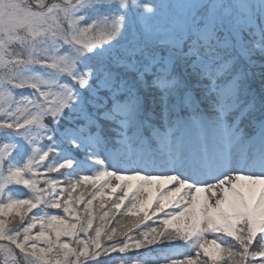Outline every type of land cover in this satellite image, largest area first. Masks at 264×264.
I'll return each mask as SVG.
<instances>
[{
    "label": "trees",
    "instance_id": "obj_1",
    "mask_svg": "<svg viewBox=\"0 0 264 264\" xmlns=\"http://www.w3.org/2000/svg\"><path fill=\"white\" fill-rule=\"evenodd\" d=\"M12 2L9 9L25 18L40 15L26 18L35 27L50 9L58 14L82 6V0ZM116 2L114 8L92 0L97 8L82 6L76 18L59 16L58 29L38 37V48L28 25L0 27L2 36L11 31L18 36L4 35L0 46V86L7 94H0V246L10 256L0 255V264H264V244H252L256 229L246 220L220 234L219 256L205 252L196 261L174 259L172 254L183 250V232L166 227L161 218L132 215L133 199L122 201L120 192H111L103 171L86 178L79 168L86 162L88 139L105 141L108 135L114 141L123 134L114 111L135 114L146 98L149 118L163 127L175 95L186 89L182 70L206 108L219 97L212 90L216 76L221 88L240 68L247 73L237 76L241 97L253 98L264 87V12L254 8L256 24L249 25L235 11L209 38L196 41L187 35L193 27L156 33L154 25L168 22L143 26L141 9L128 0ZM145 4L155 9L157 2ZM51 36L58 38L56 59L40 45ZM68 55L71 60L63 61ZM31 65L52 74L54 83L30 78ZM14 69L26 74L13 75ZM173 82L169 91L162 88Z\"/></svg>",
    "mask_w": 264,
    "mask_h": 264
},
{
    "label": "rangeland",
    "instance_id": "obj_2",
    "mask_svg": "<svg viewBox=\"0 0 264 264\" xmlns=\"http://www.w3.org/2000/svg\"><path fill=\"white\" fill-rule=\"evenodd\" d=\"M12 1L0 0V27L11 25L16 29L20 26L28 25L30 29V34L28 35L33 38L36 48L39 46V39L42 40L44 38L45 31L58 29L57 27L61 20L58 18L59 16L70 13L73 18H76V16L83 13L82 6H89L92 9L97 8L92 3V0H82L80 2L82 3L81 8L76 4L71 5L64 11H58V14L52 12L53 9H50L48 13L52 12V14L45 13L41 20L38 18L40 21L35 27L27 19L40 15L34 12L28 13L26 19L21 12L9 9V7H12L9 6L13 3ZM99 1V6L119 7L116 0ZM128 1L141 9L139 10V18L143 26H147L150 21L156 20L160 25L161 20L167 21L168 27H165L166 24L161 27L154 25L156 33L165 28L172 33L181 28L193 27L192 33L197 34V41L199 39L204 41L207 37L209 38L210 32L215 30L218 24L221 25L225 21L224 17L231 16L235 11L242 12L246 18L245 22L248 23L252 22L254 8L262 9V12H264V0H156L155 9L145 4L147 0ZM234 4H238L237 10L236 8L233 9ZM236 16L240 18V15L236 14ZM19 18L22 21L18 20ZM197 28L200 30L199 32L195 30ZM37 33H40V35H36ZM4 35L10 38L18 37L15 31L6 32ZM4 35L0 34V46L6 42ZM56 40H58L57 37L51 36L47 37L44 42L40 41L41 47L42 45L45 47L42 49L47 51V57L50 59L58 57H53L56 55ZM34 43L29 48L31 58L35 54ZM71 57L68 55V58L63 59V61ZM13 62L14 60L10 63ZM29 69L28 76L30 78L42 80V83H54L55 78L52 74L35 69L32 65ZM23 74L25 75L26 72H18L15 69L13 71V75ZM0 94L3 96L7 95L1 86ZM233 94V103L231 106L223 108L222 115L227 116L234 111L237 97L235 93ZM223 126L225 127L220 126V129L227 128L230 125L226 124ZM219 137L223 140L219 144L226 149L216 161H213L214 165L208 170L201 168L202 179H197L200 177L196 175H189L182 167L183 165L185 166V159L181 157V153L179 156H175L174 151H170V157H167V154L161 156L163 162L159 163V166L162 165L163 168L154 164V169L150 170L148 166L150 162L148 160L138 162L134 158L126 167L122 165L120 167L117 166L118 163L114 160L112 153L103 152L100 145H97L96 149H94V157L97 158L98 162L105 168L108 165L110 170L116 171L115 173H111V191L120 190L122 200H125L130 195L135 199L132 214L135 216L141 214L146 216L154 209H157V211L169 209L173 216L171 222L168 223L171 229L193 233L195 228L198 227L196 231L199 238L194 237L191 240L193 247L191 250L192 261H196L200 253L207 252L217 256H219L220 252L223 253V250L220 248L221 241L218 231H221L224 227L226 231H229L232 227L235 229L237 223L243 219L245 214H248L247 210L255 212L257 220H259L258 216L260 218L263 216L264 219V175H257L256 172L244 168L240 163H234L233 159L237 162V153H240L242 147L239 142L238 133L232 130L229 134L219 135ZM231 143L238 152L230 154L233 148V146H230ZM238 143L240 146H237ZM206 147L204 145L201 148L206 149ZM108 158H111V162ZM255 163L261 165L258 159ZM96 168V166H92V169ZM223 169L225 173H219ZM252 203L255 207H253ZM0 255H4L7 259L10 257L4 251L3 246H0Z\"/></svg>",
    "mask_w": 264,
    "mask_h": 264
}]
</instances>
